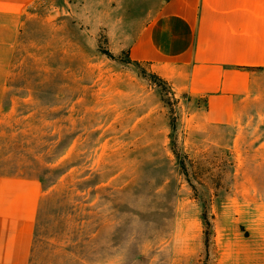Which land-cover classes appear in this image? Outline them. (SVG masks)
<instances>
[{"label": "crops", "instance_id": "1", "mask_svg": "<svg viewBox=\"0 0 264 264\" xmlns=\"http://www.w3.org/2000/svg\"><path fill=\"white\" fill-rule=\"evenodd\" d=\"M102 34L130 61L185 82L205 104L214 147L264 154V0H0V264H31L43 245L59 248L44 221L50 198L62 187L74 190L75 153L89 128L72 111L58 113L69 94L57 74L74 71L58 40L86 37L96 50ZM42 97L53 103L49 117L40 113ZM41 136L50 138L44 148ZM259 164L264 168V160ZM232 190L213 202L208 261L264 264V196L256 193L251 203L249 190L241 199ZM87 210L77 208L76 233L89 232ZM116 216H104L106 232H115ZM64 249L67 260H91L88 243ZM92 251L108 255L105 264L122 263L115 239ZM194 257L179 249L172 259L144 261L194 264Z\"/></svg>", "mask_w": 264, "mask_h": 264}, {"label": "rangeland", "instance_id": "2", "mask_svg": "<svg viewBox=\"0 0 264 264\" xmlns=\"http://www.w3.org/2000/svg\"><path fill=\"white\" fill-rule=\"evenodd\" d=\"M93 44L86 37L58 40L59 54L68 52L65 63L74 70L57 74L69 94L58 113L80 116L89 133L79 141L83 151L75 153L74 190L62 187L47 209L45 235L59 248L43 245L31 264H83L66 259L64 247L73 241L90 245L91 260L84 264H105L108 255L104 259L92 250L112 246L114 239L121 264L169 260L179 249L195 254L194 264H210L213 202L232 195V188L239 199L249 190L251 203L256 193L264 196L259 164L264 154L214 147L205 104L188 93L185 82L132 63L126 50L113 49L103 34L96 50ZM44 78L37 74L35 79ZM41 102L42 116L52 115L53 103L43 97ZM49 140L41 136L37 145L44 148ZM81 176L88 180L77 184ZM82 203L88 209L84 234L75 231ZM113 210L115 232H106L104 216Z\"/></svg>", "mask_w": 264, "mask_h": 264}, {"label": "trees", "instance_id": "3", "mask_svg": "<svg viewBox=\"0 0 264 264\" xmlns=\"http://www.w3.org/2000/svg\"><path fill=\"white\" fill-rule=\"evenodd\" d=\"M132 63H134V62H132ZM134 64H140V63H134ZM249 70L250 71H255V72H261L262 71V69H260V68H250Z\"/></svg>", "mask_w": 264, "mask_h": 264}]
</instances>
